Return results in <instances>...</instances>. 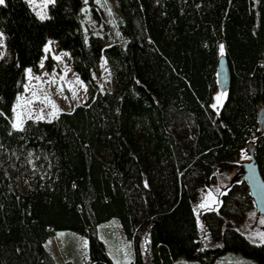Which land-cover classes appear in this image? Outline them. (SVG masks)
<instances>
[{"label":"trees","instance_id":"1","mask_svg":"<svg viewBox=\"0 0 264 264\" xmlns=\"http://www.w3.org/2000/svg\"><path fill=\"white\" fill-rule=\"evenodd\" d=\"M116 2L124 45L106 44L83 21L84 0H54L46 20L25 0L0 5V264H56L45 243L59 230L87 238L92 264H114L98 236V225L112 218L132 242L131 264H173L180 257L217 264L228 252L264 264V244L236 227L253 209L245 183L201 215L205 232L194 210L205 179L214 183L230 171L251 138L264 178L258 121L264 0ZM50 40L69 52L88 100L51 121L27 119L23 131L13 130L26 70L38 71ZM219 45L231 80L216 112L211 98ZM103 59L112 92L98 90L94 80ZM30 159L48 174L32 175L23 191L19 180L28 175Z\"/></svg>","mask_w":264,"mask_h":264},{"label":"rangeland","instance_id":"2","mask_svg":"<svg viewBox=\"0 0 264 264\" xmlns=\"http://www.w3.org/2000/svg\"><path fill=\"white\" fill-rule=\"evenodd\" d=\"M42 0H35V6H30L31 9L37 13L40 11L39 5ZM94 11L88 10V0H84L82 11L83 21L104 37L106 44H110L111 41H117L121 45H124V40L121 38L118 25L122 21V15L119 11L116 0H91ZM49 5V4H48ZM48 13V6L44 9ZM37 15V14H36ZM103 23L109 27V34L105 33ZM84 32L87 33V26L84 28ZM0 33H2L0 31ZM44 47V55L39 62V69L37 72H26V80L23 86V90L18 95L20 96V102L17 105V112L30 113L33 121L46 120L51 121L57 117L60 112H70L75 105L85 104L88 100L89 93L85 83L78 77L71 64V57L68 51L60 50L55 40L49 41ZM225 51L221 52L220 45L218 48V56L224 55ZM5 56L4 49V34L3 43L0 44V58ZM49 58L52 60L50 66L45 65V60ZM58 58V59H57ZM100 63V76L94 77L98 90L102 92H112L115 89V84L112 80L109 67L103 59ZM27 88V90H26ZM35 93V95H34ZM223 94V95H221ZM217 95H221L219 103L215 100ZM227 92L221 91L216 83V90L212 94L211 107L218 112L221 108ZM51 101L52 103H49ZM17 103V99L15 104ZM52 104H55L59 111L55 116L53 112ZM216 107H213V105ZM38 116H43L42 119H36ZM14 117V116H13ZM27 115H25L24 121H26ZM219 172H222L221 167L218 168ZM230 171H225L218 181L227 182ZM28 175L23 173L20 177V185L23 191L29 188V182L31 176L39 172L41 176H46L48 171L46 169H38L33 162V159L29 160ZM212 183V182H211ZM213 187L217 185V182L212 183ZM200 200L195 204V213L197 222L200 226L199 210ZM264 221L262 218L255 215L254 208L251 209L246 217L237 224V228L251 241L259 242L257 233H264ZM98 236L103 241L106 247V252L114 260L116 264H130L133 259L134 251L131 240L125 237L123 229L117 218H112L106 222L98 225ZM205 238V237H204ZM207 238V236H206ZM85 241L87 246L85 247ZM146 242V241H145ZM45 246L47 250L55 258L56 264H92L89 261L88 256V240L85 236H82L73 230H59L54 235L50 236ZM125 252L128 253L125 256ZM225 256V257H224ZM219 261L223 258H234L232 253H225ZM239 260L230 264H257L251 259L242 258L236 256ZM194 261H177L178 264H190ZM175 263V264H176ZM197 264L196 262H194ZM217 263V264H218ZM193 264V263H191Z\"/></svg>","mask_w":264,"mask_h":264},{"label":"water","instance_id":"3","mask_svg":"<svg viewBox=\"0 0 264 264\" xmlns=\"http://www.w3.org/2000/svg\"><path fill=\"white\" fill-rule=\"evenodd\" d=\"M217 86L221 91L228 92L231 71L227 56H218L216 66ZM258 121L260 127L264 130V106L258 110ZM235 167L228 176V181L224 183L217 181V185L213 187L210 177L205 179L204 185L206 191L200 200L199 220L200 227L207 230L201 215L207 211H215L222 204V196L236 184L245 183L247 194L252 200V205L255 210V215L264 220V178L261 174L259 164L256 157V140L249 139L242 148L240 158L236 160ZM211 197L209 200L208 198ZM207 203L209 206L203 207Z\"/></svg>","mask_w":264,"mask_h":264},{"label":"snow or ice","instance_id":"4","mask_svg":"<svg viewBox=\"0 0 264 264\" xmlns=\"http://www.w3.org/2000/svg\"><path fill=\"white\" fill-rule=\"evenodd\" d=\"M26 3L29 4V6H35V0H25ZM5 4V0H0V5H4ZM48 4H54V0H42L41 4L39 5L40 7V11H37V16L39 17L40 20H46V19H50V17L47 15V13L44 11V9L48 6ZM3 43V33H0V44ZM46 49H47V45H46ZM220 49L221 52H223L224 49V45H220ZM58 59V58H57ZM27 72H30V69L26 70ZM27 90V88H26ZM35 95V93H34ZM223 95V94H221ZM221 95H217L215 97V100L217 101V103L220 102L221 100ZM20 102V96H17V103L13 105V109L12 112L14 114V117L11 121V127L13 130H18V131H23V124H24V119H25V115H27L28 119H32V116L30 113H24V112H17V105ZM49 103H52L51 101H49ZM53 107V112L51 113L53 116H55L56 112L59 111V109L56 107L55 104H52ZM213 107H216V105L214 104ZM0 115H4L3 113H0ZM43 116H38L36 117V119H42ZM11 134V133H10ZM209 200L211 199V197L208 198ZM203 207H207L209 206L207 203L202 205ZM264 222V221H262ZM259 237V242L261 244H264V233H257L256 234ZM87 246V242L85 241V247ZM128 253L125 252V256H127Z\"/></svg>","mask_w":264,"mask_h":264},{"label":"crops","instance_id":"5","mask_svg":"<svg viewBox=\"0 0 264 264\" xmlns=\"http://www.w3.org/2000/svg\"><path fill=\"white\" fill-rule=\"evenodd\" d=\"M50 41H52V40H50ZM225 257V256H224ZM112 259V258H111ZM133 260V259H132ZM239 259L237 258V257H234V258H223V260L221 261V262H219L218 264H230V263H234L235 261H238ZM112 261L114 262V260L112 259ZM177 261H187L186 259H184V258H182V257H180V258H178V259H176V260H174V262H173V264H175ZM191 263H193V264H195L194 262H190V264ZM114 264H116L115 262H114ZM131 264V263H130ZM176 264H178V263H176Z\"/></svg>","mask_w":264,"mask_h":264},{"label":"flooded vegetation","instance_id":"6","mask_svg":"<svg viewBox=\"0 0 264 264\" xmlns=\"http://www.w3.org/2000/svg\"><path fill=\"white\" fill-rule=\"evenodd\" d=\"M234 167H235V166H234ZM234 167H233V168H234Z\"/></svg>","mask_w":264,"mask_h":264}]
</instances>
